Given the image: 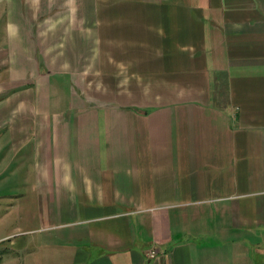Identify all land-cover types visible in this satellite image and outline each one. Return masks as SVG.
Segmentation results:
<instances>
[{"label":"crops","instance_id":"crops-1","mask_svg":"<svg viewBox=\"0 0 264 264\" xmlns=\"http://www.w3.org/2000/svg\"><path fill=\"white\" fill-rule=\"evenodd\" d=\"M0 1V264H264V0Z\"/></svg>","mask_w":264,"mask_h":264},{"label":"rangeland","instance_id":"rangeland-1","mask_svg":"<svg viewBox=\"0 0 264 264\" xmlns=\"http://www.w3.org/2000/svg\"><path fill=\"white\" fill-rule=\"evenodd\" d=\"M4 5H7V3L5 1H0V17H1V15H4L2 13V11L5 10ZM4 38H5V25H4L3 21H0V39H3V42H5ZM9 248H11V247L8 243H4V244L0 245V258H9L10 257L11 250ZM30 250L27 253L19 252V253L15 254L13 257H11V259L20 260L19 258H22L23 255L24 256L28 255L31 252Z\"/></svg>","mask_w":264,"mask_h":264},{"label":"built area","instance_id":"built-area-1","mask_svg":"<svg viewBox=\"0 0 264 264\" xmlns=\"http://www.w3.org/2000/svg\"><path fill=\"white\" fill-rule=\"evenodd\" d=\"M149 254H150V256L155 257L156 251H151Z\"/></svg>","mask_w":264,"mask_h":264}]
</instances>
